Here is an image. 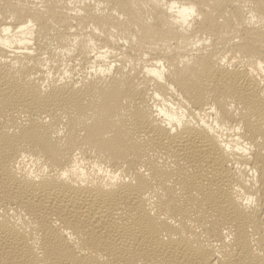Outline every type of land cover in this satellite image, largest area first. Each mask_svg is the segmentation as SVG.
I'll list each match as a JSON object with an SVG mask.
<instances>
[{
  "label": "bare ground",
  "instance_id": "obj_1",
  "mask_svg": "<svg viewBox=\"0 0 264 264\" xmlns=\"http://www.w3.org/2000/svg\"><path fill=\"white\" fill-rule=\"evenodd\" d=\"M0 264H264V0H0Z\"/></svg>",
  "mask_w": 264,
  "mask_h": 264
}]
</instances>
